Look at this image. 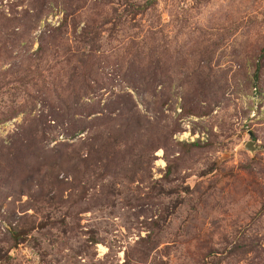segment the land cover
I'll use <instances>...</instances> for the list:
<instances>
[{"label": "rangeland", "instance_id": "1", "mask_svg": "<svg viewBox=\"0 0 264 264\" xmlns=\"http://www.w3.org/2000/svg\"><path fill=\"white\" fill-rule=\"evenodd\" d=\"M47 23L61 29L36 55ZM81 68L108 83L102 102L129 93L133 111L176 128L174 163L166 172L158 148L95 185L66 167L69 207L54 191L35 203V185L3 199L18 187L2 183L0 264H264V0H0L1 110L33 106L49 130L80 104ZM24 117L0 124V140ZM32 158L12 149L0 174L24 176ZM8 224L29 230L17 245Z\"/></svg>", "mask_w": 264, "mask_h": 264}, {"label": "trees", "instance_id": "2", "mask_svg": "<svg viewBox=\"0 0 264 264\" xmlns=\"http://www.w3.org/2000/svg\"><path fill=\"white\" fill-rule=\"evenodd\" d=\"M10 23L8 22L11 26L17 24ZM65 23L61 22V26ZM61 26L52 27L48 23L44 26L39 34L38 46L34 51L36 55L44 54L49 49L48 44L55 42L54 32L61 29ZM8 52L11 50L8 49ZM258 68L259 66H257V70ZM3 73L6 74V71ZM73 73L71 72V76L74 77ZM86 75V71L81 68L78 77L87 80L84 87L78 90L69 87L71 95L75 98L73 105L80 104L67 105L66 109L62 108L65 110V117L57 118L55 124L53 123L54 126L49 130L42 126L39 120L41 115L34 116L37 119L32 121L30 114L33 106L20 105L7 107L4 110L0 109V124L18 117L21 113L25 115L24 120L31 121L25 127H23V122L18 124L16 132L11 134L12 139H14L13 136L17 137L16 140H0V157H7L12 149L26 157L33 156L26 162L27 170L24 176L16 174L14 171L11 174L8 172L0 174V185L7 184L8 190L11 189V184L18 187L16 190L4 193L3 199L8 195L19 196L24 191L28 192L35 185L38 188V192L33 194L35 203L42 201V197H47L49 191H54V195L50 197L52 202L69 207V200L63 198V189L68 183L65 179L68 176L64 174L65 176L59 178V173L63 172L66 167L75 168L74 172L78 168H81L82 173H86L88 170L90 173L95 172L96 176L93 180L95 185L97 182L103 181L107 175L115 178L117 170L124 168L128 160L151 162L154 158L153 152L158 148H162L165 152L166 172H170L174 160L169 158L170 150L167 149L176 128L165 130L163 125H153L147 117H142L139 112L133 111L134 103L129 93L109 96L107 101L102 102L99 90L104 86L108 87V83L94 85V82L91 83L92 80L85 77ZM83 98H88L89 101L87 103L79 102V99ZM90 116L92 117L88 119ZM59 134L63 136L64 140H59L51 148L46 147V144L55 140ZM80 134L84 135L79 136ZM66 139H75V142L68 143ZM198 142L194 141L188 147L195 146ZM135 149L139 153L134 156H140L137 159L132 158V152ZM145 156L146 159H143ZM18 167L19 165H16L13 169ZM83 175L80 173V177H74V179H81ZM15 181L18 182L15 183ZM5 214L0 213V216L4 217ZM28 231L18 224H8V241L12 246L17 245L25 238Z\"/></svg>", "mask_w": 264, "mask_h": 264}, {"label": "water", "instance_id": "3", "mask_svg": "<svg viewBox=\"0 0 264 264\" xmlns=\"http://www.w3.org/2000/svg\"><path fill=\"white\" fill-rule=\"evenodd\" d=\"M247 148H250L249 145H247Z\"/></svg>", "mask_w": 264, "mask_h": 264}]
</instances>
